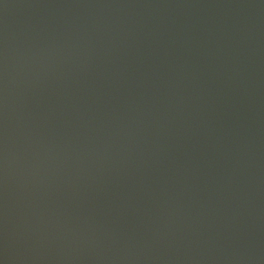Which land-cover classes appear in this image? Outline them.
Masks as SVG:
<instances>
[{"label": "water", "instance_id": "obj_1", "mask_svg": "<svg viewBox=\"0 0 264 264\" xmlns=\"http://www.w3.org/2000/svg\"><path fill=\"white\" fill-rule=\"evenodd\" d=\"M0 264H264V0H0Z\"/></svg>", "mask_w": 264, "mask_h": 264}]
</instances>
